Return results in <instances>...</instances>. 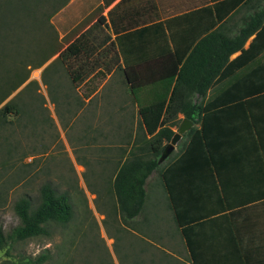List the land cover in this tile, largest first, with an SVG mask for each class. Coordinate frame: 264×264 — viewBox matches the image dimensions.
Returning <instances> with one entry per match:
<instances>
[{"label":"crops","instance_id":"crops-1","mask_svg":"<svg viewBox=\"0 0 264 264\" xmlns=\"http://www.w3.org/2000/svg\"><path fill=\"white\" fill-rule=\"evenodd\" d=\"M258 16H262L260 27L248 34L252 20ZM50 22L63 44L61 49L74 43L77 50L72 69H67L61 59L57 60L63 67L57 80L81 81L75 84L79 87L90 83L94 77L103 83H112L107 93L113 109L110 123L121 122L122 125L110 137H116V141L125 147H118L116 162L119 164L114 176L122 162L134 154H141L144 149L139 104L166 96V99H179L180 103H185L184 111L191 112L192 105L189 103L204 107L231 94V90H236L235 82L264 62V50L258 51V43L252 45L258 30L264 26V0H61ZM227 39H241V44L215 70V58L226 52L223 48L219 49V43ZM250 49L257 51L251 60V53H247ZM239 56L242 57L239 59ZM93 61H96L95 68L86 73L85 67ZM82 63L84 66L81 70L71 72ZM259 79L261 82L264 80V71ZM259 79L250 80L242 90L236 91L237 94L252 96L251 91L257 88L254 84ZM131 83H135L133 88ZM89 91L80 94L89 100L92 97L90 94H93ZM216 109V112L225 114L215 123L218 127L233 132V127L240 124L234 120L235 112L242 115L247 126L248 109ZM171 111L177 113L178 120L186 119L182 110L175 108ZM190 122L189 128L194 129L192 134L186 135L188 129L185 134L182 133L180 152L164 166L167 172L176 159L183 153L188 154L184 161H195L190 173L177 182L165 173L168 181L173 183L170 189L165 187V183L169 182L163 179V173L154 171L148 176L150 178L153 173L157 174V180L168 198L172 223L176 228L174 232L180 234L173 258L183 260L180 257L183 250L190 254L209 243H222L218 245L219 253L222 246L230 250L237 248L234 233L225 230L226 221L223 224L218 222L226 215L232 222L229 214L234 213L240 216L239 221L255 240L264 242V237L253 227L252 220L241 216L245 209L259 202L264 203V162L256 137L231 140L209 160L198 134L201 125ZM176 127H171L174 132ZM117 133L120 135L117 136ZM220 135L223 136V130H220ZM33 157L28 160L31 161ZM146 220L145 215H137L127 223L147 227L149 222ZM141 232L144 233L143 230ZM143 239L144 243H153L149 238ZM149 250L144 245L143 251L147 256ZM207 262L185 259V264ZM235 264L245 263L239 257Z\"/></svg>","mask_w":264,"mask_h":264},{"label":"rangeland","instance_id":"rangeland-1","mask_svg":"<svg viewBox=\"0 0 264 264\" xmlns=\"http://www.w3.org/2000/svg\"><path fill=\"white\" fill-rule=\"evenodd\" d=\"M60 4L61 0H0V28L9 34L4 26L10 17L3 19L2 13H38L41 21ZM24 21L28 22V16ZM26 28L27 37L35 33L39 38L35 44L44 45L42 41L47 36L42 29L34 30L30 25ZM10 32L9 35L17 34ZM27 41L26 37L21 39L22 44L33 46ZM60 45L63 46L61 41ZM56 56L30 73L29 80H37L40 94L23 92L15 100L16 107L4 106L24 83L0 104V232L5 237L0 244V264H185V259L235 264L239 257L245 264H264V242L253 238L237 213L229 214L232 222L227 215L218 220L219 224L226 221L225 230L234 233L237 248L222 246L219 253L218 245L222 243H209L190 254L183 250V260L174 259L180 234L174 232L168 198L156 173L145 184L146 198L139 214L146 216L149 225L137 222L144 227L140 228L122 220L112 187L119 164L118 147L122 144L110 137L122 125L110 123L113 109L107 93L112 83H103L96 77L81 87L66 79L59 81L63 67L59 60L54 62ZM50 62L54 63L50 66ZM87 91L93 93L89 100L80 94ZM181 122L180 119L176 131ZM182 143L180 138L160 165L177 154ZM121 147L125 148L124 144ZM44 184L68 196L73 210L70 220L46 222V233L42 235L24 240L10 238L12 229L20 224L15 205L26 198L30 200V210H34ZM241 216L252 220L253 227L264 237L263 202L245 209ZM143 238L153 243H144ZM144 245L147 250L151 248L149 256L143 251Z\"/></svg>","mask_w":264,"mask_h":264},{"label":"trees","instance_id":"trees-1","mask_svg":"<svg viewBox=\"0 0 264 264\" xmlns=\"http://www.w3.org/2000/svg\"><path fill=\"white\" fill-rule=\"evenodd\" d=\"M3 14V19L10 17V20L5 22L4 27H6V31H9V34H11L10 31H15L17 34H4L3 32L5 30L0 28V104L25 83L20 91L6 101L4 105L16 107L18 103H16L15 100L18 99L23 92L35 93L36 91L37 94H40V87L37 80H29L32 69L41 67L54 55H57L54 62L61 59L67 69H72L75 64L73 56H76L77 50L74 49V43L68 45L65 49H61L62 47L57 32L50 22V17L53 13L44 15L41 21L37 18L39 17L38 13H2L1 15ZM26 16H28L27 23L24 21ZM261 22L262 16H258L256 19L254 18L251 22L248 34L258 29ZM26 25L34 27V30L42 29V32L46 33L47 38L45 41H42L44 45L35 44L39 40L35 33H30L28 34L29 37H27L26 34L28 32L26 31L28 30ZM263 28L264 26L258 30L252 44L255 45V43H258L260 47L258 51L264 50ZM23 37L28 39L27 42L33 43V46L28 45L29 43L22 44L21 39L23 40ZM240 40L227 39L225 42L219 43V49L223 48L226 52H222L223 55L219 54V58H215V70L222 66L223 63L226 62L229 54L240 46ZM247 53H251V60L256 56L257 51L253 52V50L250 49ZM241 57L242 56H239V59ZM54 62H52L50 66ZM95 65L96 61H93L89 66H86V73L91 72V70L95 68ZM232 65L233 64H231V66ZM83 66L84 63L79 64L73 68L71 72H77L81 70ZM238 66L239 65L235 66L234 69ZM48 67L49 65L44 68L42 78ZM263 71L264 62L258 64L252 68L249 73L243 75L240 81L238 80L235 82L234 88L236 90H231L233 91L231 94L220 97L209 104H205L204 107L198 106L196 103H189L192 105H190L191 112L184 111L185 103H180L179 99H166V96L139 104V115L144 128V149L141 154H134L120 164L112 182L117 208L122 220L127 222V220L141 213L146 198V179L152 172L158 171L161 174L163 173V179L169 182L165 174L167 173L172 181L177 182V180L189 174L190 170L193 168L191 166L195 161L192 163L184 161L186 157H189L188 154L184 153L170 165L167 172H165L164 166L176 158V155L172 158L168 157L167 163L163 166L160 165L159 158L162 151L174 133L171 127L177 126L179 121L177 119V113L172 112V109L176 108L182 110L186 119L193 123H200L201 128L198 134L206 149L209 160L231 140L237 141L249 136H255L260 149L261 158L264 162V80L261 82L259 79L262 77ZM248 79L249 81H247ZM252 79H259L256 84H254L257 88L251 91L253 95L248 97L238 95L236 91L242 90L246 83H249ZM71 82L75 85L79 84L81 81H78V83L73 79ZM131 84L133 88L135 83ZM208 84L209 82L207 81L206 85ZM252 85L253 84H251V87ZM135 100H137L136 94ZM183 101L186 102L185 99H183ZM220 107L248 109L250 112L248 114L247 126H245L242 120V115H237L235 112L233 116H236V119L234 120L240 124L233 127V129H235L233 132L222 126L218 127L215 123L225 116L222 112H216L218 111L216 108ZM1 111L2 109L0 108V113ZM193 130V127L189 128L186 131V135L190 136ZM220 130H223V136L220 135ZM147 135H149V137H147ZM190 149H192V147ZM172 184V182L168 184L165 183L166 189L172 188ZM15 212L20 218V224L12 229L9 237L24 240L45 234L46 229L44 224L50 220L61 223L68 222L72 216L73 210L72 204L66 194L56 193L50 185L44 184L40 188V202L34 210H30V200L23 198L15 205ZM4 241L5 237H3L0 232V244Z\"/></svg>","mask_w":264,"mask_h":264},{"label":"water","instance_id":"water-1","mask_svg":"<svg viewBox=\"0 0 264 264\" xmlns=\"http://www.w3.org/2000/svg\"><path fill=\"white\" fill-rule=\"evenodd\" d=\"M40 72V71H39ZM191 126V122L188 119H183L178 127V131H175L170 138V141L164 147L162 154L159 158V162L164 160L174 149V146L181 138L182 133H184Z\"/></svg>","mask_w":264,"mask_h":264}]
</instances>
